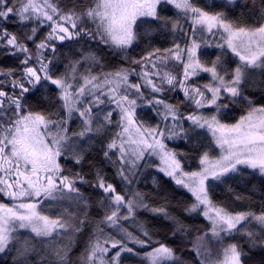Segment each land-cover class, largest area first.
Returning a JSON list of instances; mask_svg holds the SVG:
<instances>
[{
    "label": "snow or ice",
    "instance_id": "obj_1",
    "mask_svg": "<svg viewBox=\"0 0 264 264\" xmlns=\"http://www.w3.org/2000/svg\"><path fill=\"white\" fill-rule=\"evenodd\" d=\"M0 264H264V0H0Z\"/></svg>",
    "mask_w": 264,
    "mask_h": 264
},
{
    "label": "trees",
    "instance_id": "obj_2",
    "mask_svg": "<svg viewBox=\"0 0 264 264\" xmlns=\"http://www.w3.org/2000/svg\"><path fill=\"white\" fill-rule=\"evenodd\" d=\"M0 59H2V58H0Z\"/></svg>",
    "mask_w": 264,
    "mask_h": 264
}]
</instances>
